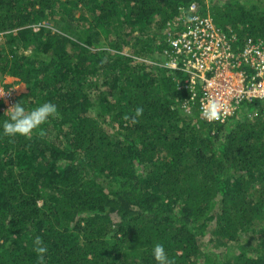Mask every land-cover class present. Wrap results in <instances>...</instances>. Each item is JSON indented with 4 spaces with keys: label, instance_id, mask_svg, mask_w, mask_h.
Instances as JSON below:
<instances>
[{
    "label": "trees",
    "instance_id": "trees-1",
    "mask_svg": "<svg viewBox=\"0 0 264 264\" xmlns=\"http://www.w3.org/2000/svg\"><path fill=\"white\" fill-rule=\"evenodd\" d=\"M193 15L264 44V0H0V88L58 108L0 135V264H40L36 237L45 264H155L157 242L174 264H264V97L202 116L171 44Z\"/></svg>",
    "mask_w": 264,
    "mask_h": 264
},
{
    "label": "built area",
    "instance_id": "built-area-1",
    "mask_svg": "<svg viewBox=\"0 0 264 264\" xmlns=\"http://www.w3.org/2000/svg\"><path fill=\"white\" fill-rule=\"evenodd\" d=\"M193 5L191 11L195 10ZM184 30L171 44L178 53H188L186 70L191 73L188 84L194 93L197 82H203L199 98L201 113L209 107L219 109L224 121L239 108L243 99L264 97V44L249 40L241 51H235V36L217 26L211 17L193 15ZM174 58H177L175 56ZM175 59L172 64L175 66ZM244 65V68H241ZM208 120V119H207Z\"/></svg>",
    "mask_w": 264,
    "mask_h": 264
},
{
    "label": "clouds",
    "instance_id": "clouds-1",
    "mask_svg": "<svg viewBox=\"0 0 264 264\" xmlns=\"http://www.w3.org/2000/svg\"><path fill=\"white\" fill-rule=\"evenodd\" d=\"M36 28L38 29V27ZM195 90L197 91V97L198 90L197 88H195ZM9 95L11 94L9 93ZM57 114L58 108L53 102H40L35 106H31L29 100L21 99L10 106L3 115L0 116L4 117L3 119H0V129H2L0 135L9 138H29L39 130L42 125L49 122L50 119L55 118ZM142 114L143 108L137 107L135 110V116L132 117L133 123L136 122V117H140ZM203 114L209 121L220 118L218 106L215 108L209 107ZM33 244L34 251L39 257L40 264H45V255L48 249L45 246L44 241L40 237H36ZM151 255L155 264H174V261L169 257L166 248L162 243L157 242L152 246Z\"/></svg>",
    "mask_w": 264,
    "mask_h": 264
},
{
    "label": "rangeland",
    "instance_id": "rangeland-1",
    "mask_svg": "<svg viewBox=\"0 0 264 264\" xmlns=\"http://www.w3.org/2000/svg\"><path fill=\"white\" fill-rule=\"evenodd\" d=\"M208 1V0H207ZM46 25H52V23H47L45 22ZM9 78V77H7ZM19 91V90H18ZM4 93V94H3ZM0 94H3V95H0V98H3L5 103H6V106L9 108L11 106V101H10V95L8 92H5L3 90V88H0Z\"/></svg>",
    "mask_w": 264,
    "mask_h": 264
}]
</instances>
